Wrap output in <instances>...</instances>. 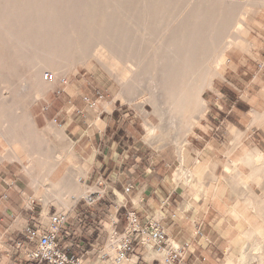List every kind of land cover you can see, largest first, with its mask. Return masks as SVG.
Here are the masks:
<instances>
[{"label": "rangeland", "instance_id": "obj_1", "mask_svg": "<svg viewBox=\"0 0 264 264\" xmlns=\"http://www.w3.org/2000/svg\"><path fill=\"white\" fill-rule=\"evenodd\" d=\"M140 1L134 0L136 4ZM195 1H177L173 7L175 20L180 18V11L186 8L187 5L195 3ZM224 4L226 7L233 9L232 17L234 19L239 18L238 20L249 30V34L246 36L247 38H244L242 34L237 33L233 29L226 31L225 36L231 35L232 40L243 41L244 47L227 53L230 63L228 62L214 75L211 80V87L203 92L202 97L206 102L204 116L190 130L182 134L178 140L176 129H171L168 136L162 134L161 128H164L163 126L167 124V120L164 121L163 118L168 114L162 115L149 101L151 95L149 90L151 89L147 85L139 88L138 100L134 102H125L118 98L122 91L120 84H118V79L97 56L99 52L110 54L103 41L94 40L89 44L90 56L85 60H80L76 57L71 63L61 64L54 71L43 68V76L45 77L47 73L51 72L54 80L50 81L51 87L47 95L38 101L31 100L33 99L32 95L28 97L24 95H21L22 97L20 95H18L19 97L15 96L16 92L22 94L21 81L11 75H6L5 71L0 68V109H6V104L12 105L11 113L0 114V156L5 158L10 153L8 159L17 162L13 166L0 167V185L3 184V180H6L12 187L16 186L21 190L23 195V193L26 194L25 191L29 184H32L31 182L35 179L36 174L39 173L38 169L33 171L31 169L33 177L28 175L26 167L28 166V160L33 157H29L28 153L24 154V152H28L30 147L28 144L25 145L26 143L22 145V143H17L14 140L11 141L9 139L10 142L6 141L5 136H7L6 134L9 130L2 129L4 127L3 119L16 120L10 133L14 135L25 133L28 137H32V155L37 158V163H39L38 165L41 169H45L43 165L47 167L55 165L58 169L64 171L63 178L73 175L77 183L80 178L86 177V163L82 164L84 165L82 166L81 163L76 162V155H74L73 144L69 136L77 127L84 128L81 122H77V118L83 116V114L87 116L84 121L91 127L96 128L99 133H105V128L111 126L108 125V122H111L112 125L114 124L112 131L111 129L107 130L106 142H103L104 145H110L116 140L120 146L128 145L134 147L133 149L135 150L136 148L145 147L147 148L145 149L147 155H151L152 152L163 151L170 161L175 152L180 153L179 147L183 152L184 150L189 151L188 145L191 144L194 152H197L198 149H203L204 141L198 137H203L206 141H211L214 138L218 143L231 142L234 151L237 147H240L237 155H246L247 153V155H250L256 151L264 155V125L261 126L256 123V116L264 113V97L262 96V88L264 86V7L247 14V0H224ZM132 33L138 38V42L134 45L136 53L141 54L144 58H152L151 54L154 52L153 47L156 40L153 42L147 40L141 26L138 28L134 27ZM162 34L164 32L160 35ZM223 52L224 48L222 45L212 49L206 65L215 66V62H217L218 57ZM16 70L22 77L28 76L30 71L25 62L16 63ZM32 70L34 69L32 68ZM15 97L19 98L20 103L18 100L16 102L17 98L15 99ZM141 101L144 103L138 105V102ZM2 104H5V106L1 107ZM28 119H30L29 125L27 123ZM67 120L74 121L77 127L75 129L67 128ZM50 124L54 127L53 132L46 131ZM147 125L161 127L156 139L148 143ZM19 126L21 130H19ZM84 129L85 131L89 130L88 127ZM36 134H39L38 140L35 138ZM195 135L196 137H193ZM174 137L176 139H173ZM13 151L20 153V155L24 154L25 159L22 160L19 154L15 156ZM231 153L232 151L228 153V156ZM148 159L150 160L151 158ZM223 159L224 161L214 158L210 152L204 159L195 158L187 167L179 168V164H177V169L179 168L178 177L182 180L186 177L182 178L181 170L184 172L190 171L196 162H201L202 171L204 172L208 170L204 166L215 163V168L210 172L207 171L203 176V183L207 182L205 185L209 188L208 193L201 192L198 194L195 192L194 194L196 202L191 216L198 219L199 227L202 226V235L199 234L202 238L199 242L202 245L196 249L198 260H193L194 257L191 258V256L185 264H233L230 262L234 261L237 264L238 250L244 243L242 233L250 229L252 224L262 223L259 216L252 212L250 205L253 203L255 207H259L264 204L261 201L264 196V172L260 174L263 179L262 188L253 181L248 183V187L241 182H239L240 184H227L222 180L223 176L228 177L225 174V165L230 166L232 171L236 172V169L234 170L236 161L228 158L226 162V159ZM157 164L151 163L149 165L148 169L151 174L157 172ZM238 170L243 177L259 176L258 172L253 174L252 167L245 163L241 164ZM191 182L193 183L190 184V187L193 188V191H196L195 185H198L197 182L195 179L191 180ZM86 190L90 191L92 189L87 188ZM240 191H242L241 194ZM100 192L101 195L92 196V202L85 198H80L79 200H71V203L68 204L69 208H57L51 205L48 213L50 216L56 212L70 211L68 212L69 225H67L63 244L69 245L74 251L87 254L85 256V264L99 262L98 257L100 255L106 254L112 257L108 251V246L111 239V226L114 220H119L120 222L117 230L119 235L123 234L127 227V208H111L113 203L108 198L102 199L100 202L96 197L100 196L103 198L104 191L101 190ZM197 195H199V198H208L210 196L211 201L214 203L211 212L205 216L198 208ZM119 198L125 200L127 197L119 195ZM99 202L103 206L99 207ZM237 202L240 204L238 205ZM235 203H237L238 207ZM25 204L29 208L28 216H26L27 214H23L22 217L9 215L11 218L9 219L10 226L29 222L27 218L30 219V217L39 219L40 215L43 216L44 205L42 202L38 200L32 201L27 198ZM82 204L85 205V209L81 207ZM75 205L79 209L73 215L72 211H74L73 207ZM236 207L247 213V219L244 217L239 219L232 214ZM24 233V230L11 229L0 235L2 247L0 250V264L25 263L23 252L17 247L19 242L25 240ZM137 253L138 264H162V258L159 255L150 261H146L145 255L148 251L145 248L137 250Z\"/></svg>", "mask_w": 264, "mask_h": 264}, {"label": "bare ground", "instance_id": "obj_2", "mask_svg": "<svg viewBox=\"0 0 264 264\" xmlns=\"http://www.w3.org/2000/svg\"><path fill=\"white\" fill-rule=\"evenodd\" d=\"M177 1L180 0H141L136 4L134 0H0V68L6 75L21 81L22 94L16 92L15 96L32 95L31 100L38 101L47 95L51 87L50 81L43 76V68L54 71L61 64L71 63L76 57L85 60L90 56L89 44L94 40L103 41L110 54L99 52L97 56L116 75L122 90L117 94L118 98L125 102H134L138 100L139 88L147 85L151 89L149 101L162 115L168 114L163 118L164 121L167 120V124L164 128L159 127L162 134L168 136L171 129H176L178 140L204 116L206 102L202 97L203 92L211 87L214 75L230 63L227 53L244 47L243 41H234L231 35L225 36L226 31L233 29L245 38L249 30L239 18L232 17L233 9L226 7L224 0H196L180 11V18L175 20L173 7ZM247 1V14L264 7V0ZM140 26L147 40H156L152 58L142 57L134 48L138 38L132 31L134 27ZM162 32L164 34L160 35ZM221 45L224 52L218 57L216 65L207 66L211 50ZM19 62L28 65V76L22 77L17 72L16 63ZM262 96L264 97V86ZM18 102L20 103L19 100ZM143 103L138 102V105ZM6 105V109H0V114L11 113L12 105ZM14 123L16 120L3 119L2 129L9 130L5 136L6 141H23L27 138L25 133H10ZM27 123L30 124V119ZM256 123L264 125V113L256 116ZM159 128L147 125V143L156 139ZM46 131L53 132V125H48ZM35 138L38 140L39 134ZM179 149L180 161L183 163L184 152L180 147ZM32 157L28 158L26 172L31 177L33 170L38 169L39 173L37 172L27 189L28 199L43 203L42 218L47 224L50 222L48 213L51 205L66 208L71 200L87 199L90 196L91 191L82 190L73 175L63 178L64 171L55 165H43L45 169H41L37 158L33 155ZM244 158L235 162L234 170L237 172L241 164L245 163L252 167L253 174L258 172L259 176H239L230 166L225 165V174L228 177L223 176L222 180L227 184L241 182L247 187L253 181L261 187L263 179L260 174L264 172V155L256 151ZM204 168H208L207 171L210 172L215 168V163ZM181 172L182 178L186 177L183 178L186 182L195 179L200 191L208 193L209 188L203 183L206 172L202 171L201 162H196L190 171ZM261 201L264 202V196ZM250 206L262 223H254L242 233L244 243L238 250L237 264H264V204L260 208L253 203ZM237 207L231 209L232 214L236 218L247 219V213ZM113 231L111 226V237ZM170 240L179 246L171 238ZM142 248L149 249L145 255L146 261L159 255L163 263L162 255L151 245ZM108 251L113 260L114 252L109 246ZM138 261L139 258L134 255L124 264H138ZM234 262L230 263L235 264ZM95 264H104V261L100 259Z\"/></svg>", "mask_w": 264, "mask_h": 264}, {"label": "crops", "instance_id": "obj_3", "mask_svg": "<svg viewBox=\"0 0 264 264\" xmlns=\"http://www.w3.org/2000/svg\"><path fill=\"white\" fill-rule=\"evenodd\" d=\"M85 118H87V116L83 114V116L77 118V122H81L84 128L88 127V131H85L84 128L77 127L74 121L67 120L66 124L67 128L75 129L77 127V129L72 132L73 135L71 134L69 136L73 144L74 155H76V162L79 164L81 163V165L86 163V177L80 178V181H78L80 188L82 190L91 188L92 190L90 191H92V196L97 194L101 195L100 191L103 190V198L100 196L96 197L100 202L102 199L105 200L108 198L113 203V205H111L113 209L117 207H126L128 212L135 211L142 223H146L147 219L151 216H157L161 219L172 241L179 246L185 243L190 244L192 249L189 257L192 256L191 258L194 257L193 260H198L196 249H198V246L202 245L199 242L200 239H202L200 237V235H202V226L199 227L198 219L192 217L191 214L193 213L192 210L196 202L194 194L195 192L200 194L202 191H200L199 185H195L196 191H193V188L190 187V184L193 182H186V179V181L184 179L181 180L177 172L179 168L187 167L195 158L204 159L210 152L214 158H219L221 161H224L223 158L226 159V162L228 158L229 160L235 159L236 162L244 160V157H246L245 155H237L240 147H237L234 151L231 142L218 143L214 138L211 141H206L203 137H198L204 141L203 149H198L197 152H194L192 151L193 145H188L190 150H184L185 156L183 163L180 161L179 152H175L170 161L163 151L152 152L151 155H147L145 150L147 148L145 147H141V149L136 148L135 150L133 149L134 147L128 145L120 146L116 140H114L112 144L110 143V145H104L103 142H106L105 136L107 135V130L111 129L112 131L114 124L112 125L111 122H108V125L111 126L105 128V133H99L96 128L91 127L84 121ZM193 137H196V135ZM15 141L17 143L21 142L22 145L25 143V145L28 144L30 148L28 152H24V154L28 153L27 155L32 157V137L27 136L23 141L19 139ZM231 151V155L228 156V153ZM13 152L15 156L19 154L22 160L25 159L24 154L20 156V153ZM8 158L9 155L5 158L0 156V167H9L17 163ZM148 158L151 159L149 160ZM151 163H158L156 173H150L148 167ZM177 164H179L178 169ZM236 174L241 176L239 170ZM205 184H207V182ZM30 185L31 184H29L28 187H30ZM128 186H131L132 190L130 194L125 195L124 191ZM27 189L25 191L26 194L23 193L22 195L21 190L16 186L12 187L6 180H3V184L0 185V235L11 229L19 231L24 230L25 232V230L32 225L33 220L42 223L43 228L48 230L49 223L47 224L46 221L43 220L41 217L42 215H40L39 219L30 217V219L27 218L29 222L27 221L25 223L10 226L9 219L11 218L9 215L22 217L23 214H27L26 216H28L27 212L29 208L26 205L27 203L25 204L29 196L27 194ZM119 195L126 196L127 198L122 200L119 198ZM197 199L198 208L203 216L210 213L214 205L211 201V197L199 198V195H197ZM99 203V207L103 206L102 203ZM77 207V205L73 207V215L78 211L79 208L77 209ZM81 207L85 209L84 204H82ZM68 212L70 211H63L61 213L56 212L54 214H67L68 217ZM67 225H69V218ZM67 225L61 231L62 236L67 232ZM198 230L200 231V235L198 234ZM147 251H149V249H147Z\"/></svg>", "mask_w": 264, "mask_h": 264}, {"label": "built area", "instance_id": "obj_4", "mask_svg": "<svg viewBox=\"0 0 264 264\" xmlns=\"http://www.w3.org/2000/svg\"><path fill=\"white\" fill-rule=\"evenodd\" d=\"M45 79L53 81L54 76L47 73ZM131 190L132 187L128 186L124 194H130ZM86 200L92 202V195ZM126 218L127 227L120 235L117 232L119 220L112 222L114 231L109 248L114 252L113 260L106 254L100 255L98 260L102 259L104 264H124L133 255H138L137 250L151 245L162 255L164 260L162 264L186 263L192 246L187 243L180 246L174 245L157 216H151L146 223H142L135 211H127ZM49 221L48 230L43 228L42 223L35 220L25 230V240L17 245L23 252L24 264H85L87 254L74 251L69 245L63 244L64 236L61 231L67 225V214L50 215ZM198 234H200L199 230ZM78 248L80 249L79 246Z\"/></svg>", "mask_w": 264, "mask_h": 264}]
</instances>
